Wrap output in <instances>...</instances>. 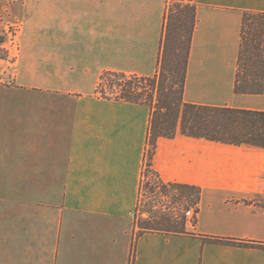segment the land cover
<instances>
[{
  "label": "crops",
  "instance_id": "obj_1",
  "mask_svg": "<svg viewBox=\"0 0 264 264\" xmlns=\"http://www.w3.org/2000/svg\"><path fill=\"white\" fill-rule=\"evenodd\" d=\"M183 99L264 111L237 93L245 11L264 0H193ZM168 0H0V264H264V148L177 132L152 168L201 188L187 233L138 231L151 108L104 97L106 71L153 76ZM12 37V38H10Z\"/></svg>",
  "mask_w": 264,
  "mask_h": 264
},
{
  "label": "trees",
  "instance_id": "obj_2",
  "mask_svg": "<svg viewBox=\"0 0 264 264\" xmlns=\"http://www.w3.org/2000/svg\"><path fill=\"white\" fill-rule=\"evenodd\" d=\"M196 25V5H177L167 9L166 25L161 43L159 67L153 76L106 71L102 74L98 92L150 106L151 121L148 136L147 172L159 176L152 168V159L159 137L182 134L202 137L228 144H250L264 148V111L189 103L184 101L187 65ZM106 87L112 94L106 93ZM235 91L264 94V12L245 11L243 14L240 50L237 62ZM179 190L176 199L186 200L199 211L201 188L190 184L165 183ZM197 217L195 216L194 222ZM141 232L159 231L187 233L186 218L177 219L162 213L139 225ZM205 241L264 248V243L243 239L204 236Z\"/></svg>",
  "mask_w": 264,
  "mask_h": 264
},
{
  "label": "rangeland",
  "instance_id": "obj_3",
  "mask_svg": "<svg viewBox=\"0 0 264 264\" xmlns=\"http://www.w3.org/2000/svg\"><path fill=\"white\" fill-rule=\"evenodd\" d=\"M187 3H193V0H168L167 8L175 10L177 5H186ZM16 28V24L10 25L8 27L7 33H14ZM7 33L4 34L2 31H0L1 42L7 39ZM7 55V49L0 45V58H6ZM4 76V74H0V78ZM105 89L108 95L112 94L108 87ZM146 168L147 167H145L144 171V179L142 181L140 198L135 209L136 221L139 228L138 231L141 232L139 225L145 224L146 220L154 219L156 215L161 216L162 213L172 214L177 219L185 217L186 222L188 220L194 222L195 217L192 220L191 218H187L186 211L189 209L195 211V209L189 206L186 200L175 198L176 195L179 194V190H177L174 186H170L169 184L166 185L165 189L161 188L159 176L154 173L147 172Z\"/></svg>",
  "mask_w": 264,
  "mask_h": 264
},
{
  "label": "built area",
  "instance_id": "obj_4",
  "mask_svg": "<svg viewBox=\"0 0 264 264\" xmlns=\"http://www.w3.org/2000/svg\"><path fill=\"white\" fill-rule=\"evenodd\" d=\"M186 215H187V218H191V220L195 217L196 213L194 210L192 209H189L188 211H186Z\"/></svg>",
  "mask_w": 264,
  "mask_h": 264
}]
</instances>
